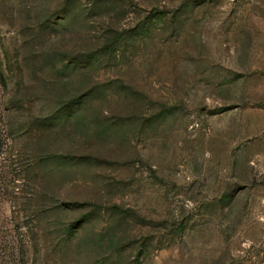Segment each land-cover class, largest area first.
<instances>
[{
  "label": "rangeland",
  "instance_id": "obj_1",
  "mask_svg": "<svg viewBox=\"0 0 264 264\" xmlns=\"http://www.w3.org/2000/svg\"><path fill=\"white\" fill-rule=\"evenodd\" d=\"M0 264H264V0H0Z\"/></svg>",
  "mask_w": 264,
  "mask_h": 264
}]
</instances>
